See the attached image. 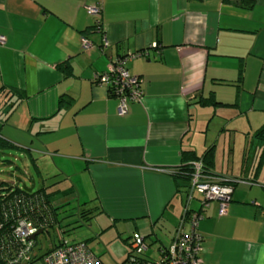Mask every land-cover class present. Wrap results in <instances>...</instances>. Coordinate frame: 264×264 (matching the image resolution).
<instances>
[{
  "label": "crops",
  "instance_id": "crops-1",
  "mask_svg": "<svg viewBox=\"0 0 264 264\" xmlns=\"http://www.w3.org/2000/svg\"><path fill=\"white\" fill-rule=\"evenodd\" d=\"M251 1L103 0L101 34L86 10L100 0H0V138L62 207L39 254L78 242L59 228L81 208L120 264L131 236L168 245L186 206L172 174L184 153L214 148V177L238 183L225 215L216 201L192 208L202 212L201 257L264 264V145L255 137L264 125V0ZM138 53L128 70L142 79L143 99L120 116L119 99L96 79ZM210 95L221 105L199 104Z\"/></svg>",
  "mask_w": 264,
  "mask_h": 264
},
{
  "label": "built area",
  "instance_id": "built-area-1",
  "mask_svg": "<svg viewBox=\"0 0 264 264\" xmlns=\"http://www.w3.org/2000/svg\"><path fill=\"white\" fill-rule=\"evenodd\" d=\"M102 3L103 0H100L99 3L86 7L88 15L96 19L95 23L97 25L102 24L100 20L103 10ZM4 44L5 37L0 36V45ZM91 44L87 38L83 39V48L87 49ZM153 46L158 47L157 44ZM102 47L103 49L109 47L106 39L103 41ZM142 54L144 53L117 58L111 69L99 75L96 79L98 84L108 87L111 94L119 99L118 113L120 116L127 114L129 102H141L143 99L142 79L131 75L128 70V63ZM193 169L191 184L186 196L187 207L180 219L172 242L169 245L160 247L156 252V258L152 262L144 264H207L201 257L204 239L197 230L199 221L202 219V212L193 211L191 204L196 199V193H199L202 209L207 208L210 202L216 201L220 204V215H225L232 201L233 184L238 183V181H227L206 174L201 162L194 163ZM239 183H245V181H239ZM187 225L190 227L189 232H185ZM37 232L38 229L31 221L22 218L17 222L15 233L17 238L22 241V247L9 259L8 264H27L32 260L35 256L36 243L30 238ZM134 248L138 252L148 251L142 237L135 238ZM41 263L103 264L100 258L84 242H64L59 247L46 253Z\"/></svg>",
  "mask_w": 264,
  "mask_h": 264
},
{
  "label": "trees",
  "instance_id": "trees-1",
  "mask_svg": "<svg viewBox=\"0 0 264 264\" xmlns=\"http://www.w3.org/2000/svg\"><path fill=\"white\" fill-rule=\"evenodd\" d=\"M238 3L245 7L251 8L254 5V2L251 0H238ZM94 32L104 33V29L101 25L95 24L92 27ZM64 100L61 99L60 106H63ZM199 104L204 107H216L221 105L217 101L215 95H210L208 98H201ZM255 137L260 140L264 145V125L256 131ZM15 148L12 144L0 138V152ZM1 154V153H0ZM262 160L264 159V146L261 154ZM196 162H201L204 166L205 173L214 176L212 169L214 167V148H210L202 157L196 156L193 152H186L183 155V164L178 167L172 176L176 182L177 191L179 193L185 194L187 196L188 189L191 184L192 174H193V164ZM55 185V184H54ZM53 185V186H54ZM52 186V187H53ZM236 183L233 184L235 188ZM53 197L52 192H48V188L41 187L39 190H34L28 192L23 190L18 182H0V263L8 264L9 259H11L22 247V241L19 240L16 236L15 230L17 222L20 219H27L33 223V225L42 231V234L48 233L50 230H54L55 224L59 222L58 213L62 207H56L53 205L51 198ZM187 205L185 206V208ZM184 208V210H185ZM194 211V210H193ZM202 211V208H201ZM201 211H197L200 212ZM190 212V211H189ZM184 213V211H183ZM199 213V214H200ZM93 211L91 209L81 208L78 213V219L82 222V225L88 224L93 218ZM72 224L64 225L59 228L62 232H70ZM69 230V231H68ZM39 235V236H40ZM37 236L34 241L36 243L35 256L27 264L34 262H40L43 256L54 250L55 248L62 245L65 241H62L53 249H50L48 252L39 254L38 248L40 247L38 243ZM136 237L140 236H131L127 239H124L123 242L128 248V253L126 260L122 264H144L147 262H152L156 257L151 256L148 251L151 247V243L148 244V237H144V243L148 247L146 252H138L134 248V240ZM173 240V239H172ZM76 242V241H73ZM71 242V243H73ZM84 242L86 241H78ZM172 242V241H171ZM170 242V243H171ZM169 243V244H170ZM168 244V245H169ZM88 245V244H87ZM166 245H161L157 250ZM156 250V252H157Z\"/></svg>",
  "mask_w": 264,
  "mask_h": 264
},
{
  "label": "rangeland",
  "instance_id": "rangeland-1",
  "mask_svg": "<svg viewBox=\"0 0 264 264\" xmlns=\"http://www.w3.org/2000/svg\"><path fill=\"white\" fill-rule=\"evenodd\" d=\"M217 126V123H213L210 127L212 130ZM29 160L27 156L21 152H18L13 149H7L1 152L0 156V182H16L17 179H22L26 186L31 187L32 184H35V190H39L43 185L41 178L36 174V169L33 165L29 164ZM50 183V182H49ZM48 183V184H49ZM22 187V184L19 183ZM54 187V186H53ZM55 188V187H54ZM56 189V188H55ZM195 200L192 202L191 208L200 204L201 197L199 193H196ZM186 200V197H185ZM71 218L68 219V221ZM73 220V219H71ZM67 221V222H68ZM75 224L71 227V233L67 240H78V241H86L88 246L98 255L101 256L105 264H120L119 260L112 257V252L110 249V245L113 242L110 239L107 233H103L100 237H96L94 233H91L88 230L87 225H82V222L77 218L74 222ZM85 224H88L87 222ZM188 226V225H187ZM49 233V234H48ZM48 233H44L38 237L39 245L43 246V249L46 250L51 245L50 243L55 238L54 230H50ZM94 239V240H93ZM150 242L148 241V244ZM154 246V245H153ZM153 246L150 247L148 253L156 257V250H154Z\"/></svg>",
  "mask_w": 264,
  "mask_h": 264
},
{
  "label": "water",
  "instance_id": "water-1",
  "mask_svg": "<svg viewBox=\"0 0 264 264\" xmlns=\"http://www.w3.org/2000/svg\"><path fill=\"white\" fill-rule=\"evenodd\" d=\"M16 182L22 184V189L26 190L28 192H32L35 188V184L33 183L31 187L26 186V184L23 182L22 179H17ZM42 233V231H38L34 236H32L30 239L34 240L37 236H39Z\"/></svg>",
  "mask_w": 264,
  "mask_h": 264
}]
</instances>
